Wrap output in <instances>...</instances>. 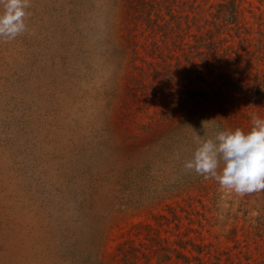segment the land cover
Listing matches in <instances>:
<instances>
[{
    "label": "rangeland",
    "instance_id": "rangeland-1",
    "mask_svg": "<svg viewBox=\"0 0 264 264\" xmlns=\"http://www.w3.org/2000/svg\"><path fill=\"white\" fill-rule=\"evenodd\" d=\"M139 1L30 0L27 31L0 42V264H128L129 246L133 264H264V190L183 166L193 129L235 130L199 107L188 117V88L229 94L246 133L264 118V0L173 2L191 32L220 27L207 58L192 38L152 49Z\"/></svg>",
    "mask_w": 264,
    "mask_h": 264
},
{
    "label": "clouds",
    "instance_id": "clouds-1",
    "mask_svg": "<svg viewBox=\"0 0 264 264\" xmlns=\"http://www.w3.org/2000/svg\"><path fill=\"white\" fill-rule=\"evenodd\" d=\"M30 0H0V42L27 31ZM202 122V127L209 123ZM193 129V128H192ZM196 147L184 168L215 180L222 189L244 195L264 190V118L251 116V128L218 130L203 139L193 129Z\"/></svg>",
    "mask_w": 264,
    "mask_h": 264
},
{
    "label": "trees",
    "instance_id": "trees-1",
    "mask_svg": "<svg viewBox=\"0 0 264 264\" xmlns=\"http://www.w3.org/2000/svg\"><path fill=\"white\" fill-rule=\"evenodd\" d=\"M235 0H231L229 2L220 1L217 4L212 3L209 6V9L216 7V9H237L238 5L235 4ZM175 0H141L140 4V17H143L145 22V29L142 32V35L149 40V44L151 48L155 51L160 50L159 43H167L170 40H180V39H189L192 38L195 42L200 45H208L207 51H190V54H205V57L216 56L220 53L217 49L216 42L214 40L217 37L218 41H223L224 39H220V27H218L217 23L213 21H209L208 19L204 21V28L197 29L196 32H191L190 28L194 24H196V20L194 17H189V14L185 16V27L181 24L180 21H176L177 16L173 14V4ZM189 3L190 12H193L194 8L198 7L197 0H186L182 2V4ZM137 5V4H135ZM217 18V17H215ZM219 18V17H218ZM217 18V19H218ZM198 24V23H197ZM213 26L211 28L210 26ZM215 27V28H214ZM199 28V27H198ZM136 37V33H134ZM155 51H152L155 53ZM160 56L162 52L160 51ZM223 53H226L225 51ZM196 56V55H194ZM188 57L187 60H189ZM190 62V61H188ZM191 65V64H190ZM199 73L202 71L201 69H197ZM212 71V70H211ZM188 74H193L195 70L192 67H188L186 69ZM200 76V74H199ZM190 80L193 81V77H190ZM131 91V90H130ZM188 98H190V103L193 105H189L188 108V117H191L192 108L199 107L206 111L210 117L219 120L218 122L222 125L224 120L228 122L232 127L244 129V127L239 124V119L243 118L244 112L242 111V107L237 103H234L232 100H229L231 97L229 94L223 92L222 90H218L217 92H211L205 89L200 90H192L188 88ZM249 102V101H248ZM208 116V117H209ZM218 116L219 118H216ZM198 120L192 118H184L182 120L181 126L191 128L193 127ZM150 123L146 124L149 125ZM245 132V130H243ZM175 142V141H174ZM173 144V143H172ZM158 244V241H156ZM184 245H191L194 247V244L190 239L186 240ZM164 249V247H162ZM121 250V249H120ZM137 251L132 246H129L126 250H121L116 256L121 257V261L128 262V264H133L132 258L135 257V253ZM177 256H181L184 264H190L189 256L185 254H178ZM197 259L198 258H194ZM164 262V263H163ZM167 262V263H165ZM174 264L170 262V257H166L165 259L158 260L157 264Z\"/></svg>",
    "mask_w": 264,
    "mask_h": 264
}]
</instances>
